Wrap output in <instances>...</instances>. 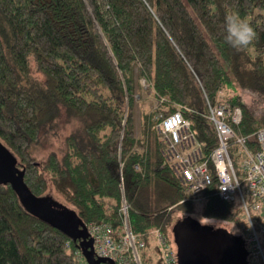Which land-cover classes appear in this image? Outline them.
<instances>
[{
  "label": "trees",
  "instance_id": "obj_1",
  "mask_svg": "<svg viewBox=\"0 0 264 264\" xmlns=\"http://www.w3.org/2000/svg\"><path fill=\"white\" fill-rule=\"evenodd\" d=\"M227 15L255 28L247 49L225 42ZM141 80L155 105L140 112L137 130ZM207 102L239 107V134L264 127V0H0V142L36 196L51 185L86 226L110 224L115 237L127 221L145 262L152 231L169 239L174 214L196 206L164 159L158 116L179 109L209 154ZM213 189L201 217L242 238L238 207ZM0 264L86 262L76 242L0 184Z\"/></svg>",
  "mask_w": 264,
  "mask_h": 264
},
{
  "label": "built area",
  "instance_id": "obj_2",
  "mask_svg": "<svg viewBox=\"0 0 264 264\" xmlns=\"http://www.w3.org/2000/svg\"><path fill=\"white\" fill-rule=\"evenodd\" d=\"M207 105L206 117L216 137L212 151H203L191 122L176 109L158 116L156 131L164 141V159L181 182L186 200L202 202L203 194L214 188L221 200L238 207L247 264H264V127L239 134L235 129L241 121L239 107L231 108L226 102ZM122 211L125 215V204ZM87 231L95 255L114 264H177L171 236L168 239L158 229L152 231L155 250L148 255L149 263L141 257L144 240L132 233L127 221L119 237L105 223H90Z\"/></svg>",
  "mask_w": 264,
  "mask_h": 264
},
{
  "label": "water",
  "instance_id": "obj_3",
  "mask_svg": "<svg viewBox=\"0 0 264 264\" xmlns=\"http://www.w3.org/2000/svg\"><path fill=\"white\" fill-rule=\"evenodd\" d=\"M0 184L9 185L23 208L76 242L86 264H114L95 255L87 226L76 212L51 195L36 196L24 181L14 156L0 142ZM171 233L179 264H247L243 239L224 228H215L190 215L176 220Z\"/></svg>",
  "mask_w": 264,
  "mask_h": 264
},
{
  "label": "rangeland",
  "instance_id": "obj_4",
  "mask_svg": "<svg viewBox=\"0 0 264 264\" xmlns=\"http://www.w3.org/2000/svg\"><path fill=\"white\" fill-rule=\"evenodd\" d=\"M141 85H142V89L140 90L141 99L137 100L135 102V108H134L135 126H136L137 130H138V127H139L138 125H139L140 119H141L140 112L141 111L149 112L153 108V106L155 105L153 95H152L148 85L143 80H141ZM69 129H70V126L67 123H65L63 118H62L60 134L61 135L66 134L69 131ZM57 146H58V140L54 139V147H52L51 149L53 150V148H56ZM45 154H46V152L42 153L40 156H44ZM47 194L51 195L54 199H56L60 203H63L65 205H67L68 207H71V205L67 204L64 201V199L58 193L55 192V190L53 189V187L51 185H49ZM200 203L201 202H198V201L196 202L195 211H194V213L191 214L192 217L198 219L202 223H209V224L214 225L215 227H222L231 233L232 232L235 233V229L233 228V226L228 224V223H225L223 221H216V220H212L209 218L201 217V214H200L201 205H200ZM182 216H184L182 212L181 213L177 212L174 214V217H175L174 220L176 218H180ZM153 238L154 237L152 236L150 244L154 243ZM150 247H151L150 252L153 253L154 252V246L150 245ZM140 252L142 253L143 250H141Z\"/></svg>",
  "mask_w": 264,
  "mask_h": 264
},
{
  "label": "clouds",
  "instance_id": "obj_5",
  "mask_svg": "<svg viewBox=\"0 0 264 264\" xmlns=\"http://www.w3.org/2000/svg\"><path fill=\"white\" fill-rule=\"evenodd\" d=\"M225 42L236 51L247 49L257 39L255 28L237 15L225 17Z\"/></svg>",
  "mask_w": 264,
  "mask_h": 264
},
{
  "label": "flooded vegetation",
  "instance_id": "obj_6",
  "mask_svg": "<svg viewBox=\"0 0 264 264\" xmlns=\"http://www.w3.org/2000/svg\"><path fill=\"white\" fill-rule=\"evenodd\" d=\"M200 223H202V222H200ZM202 224H206V225H209V226H213V227H215L214 225L209 224V223H202ZM215 228H222V227H215ZM171 236H172V235H171ZM172 241H173V245H174L173 248H174V252H175L176 262H177V264H179V262H178L179 257H178V255H177L178 247L176 246V244H175V242H174L173 236H172ZM246 253H247V252H246ZM246 261H247V254H246Z\"/></svg>",
  "mask_w": 264,
  "mask_h": 264
}]
</instances>
